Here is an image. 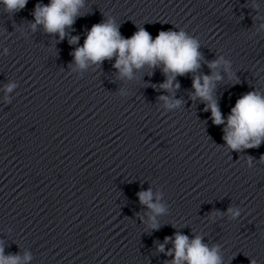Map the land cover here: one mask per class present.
I'll return each instance as SVG.
<instances>
[{
  "label": "clouds",
  "instance_id": "1",
  "mask_svg": "<svg viewBox=\"0 0 264 264\" xmlns=\"http://www.w3.org/2000/svg\"><path fill=\"white\" fill-rule=\"evenodd\" d=\"M28 0H0L7 12L15 13L23 9ZM84 0H50L47 5L38 4L33 12L35 30L37 25H43L45 32L59 34L63 39L65 29L71 27L80 14ZM79 37H73L70 43H77ZM200 44L196 39L189 37L184 31H161L155 39L143 27L130 37L124 38L119 32V25L114 19H106L103 23L95 24L87 33L82 47L73 52L75 63L80 68L87 67V63H102L115 57L113 65L119 70L121 76L131 78L133 69H141L144 66L150 68L162 67L166 80L160 87L168 90L173 87V80L177 75L191 73L200 67L202 53ZM220 60L212 61L210 68H215ZM217 80L219 76L215 77ZM203 80V84L201 83ZM14 85H9L7 91H11ZM179 88V84H175ZM192 87L194 96L207 102L206 110L210 109L213 123L224 124L225 120L219 110L217 102L212 96V78L203 76L194 77ZM167 101V97H161ZM180 101L168 104L169 108L179 106ZM225 144L234 151H242L246 148L259 147L264 143V94L251 91L239 98L231 114L227 117L224 129ZM140 203L152 209L157 215L163 214L165 209L157 203H152L153 193L149 189L137 193ZM233 217L239 216V210L229 208ZM154 219V218H153ZM172 240L165 238V243ZM203 238L196 235L193 239L177 232L175 234L173 249L168 252L174 259L171 264H223L219 255V246L211 248L202 242ZM160 251H164L161 244ZM30 256H25L29 260ZM18 256H5L0 248V264H18ZM251 264H257L252 260Z\"/></svg>",
  "mask_w": 264,
  "mask_h": 264
}]
</instances>
